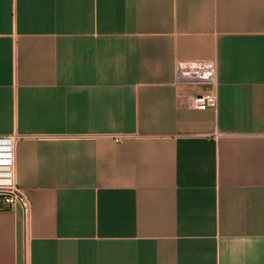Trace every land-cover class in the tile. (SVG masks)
I'll return each mask as SVG.
<instances>
[{
  "label": "crops",
  "instance_id": "crops-1",
  "mask_svg": "<svg viewBox=\"0 0 264 264\" xmlns=\"http://www.w3.org/2000/svg\"><path fill=\"white\" fill-rule=\"evenodd\" d=\"M9 134L0 264H264V0H0Z\"/></svg>",
  "mask_w": 264,
  "mask_h": 264
},
{
  "label": "built area",
  "instance_id": "built-area-1",
  "mask_svg": "<svg viewBox=\"0 0 264 264\" xmlns=\"http://www.w3.org/2000/svg\"><path fill=\"white\" fill-rule=\"evenodd\" d=\"M175 81L178 84L195 85L200 89L188 97L192 107L204 109L217 103V75L213 59H178L175 65ZM15 134L0 136V198L6 207L21 205L27 214L28 200L14 180L12 142Z\"/></svg>",
  "mask_w": 264,
  "mask_h": 264
}]
</instances>
